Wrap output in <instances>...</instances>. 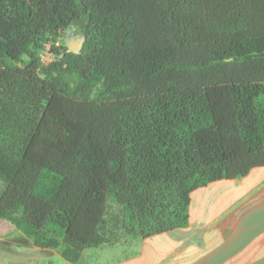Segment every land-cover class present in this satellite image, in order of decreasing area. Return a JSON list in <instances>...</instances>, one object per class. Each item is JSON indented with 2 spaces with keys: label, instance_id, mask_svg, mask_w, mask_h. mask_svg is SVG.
<instances>
[{
  "label": "trees",
  "instance_id": "1",
  "mask_svg": "<svg viewBox=\"0 0 264 264\" xmlns=\"http://www.w3.org/2000/svg\"><path fill=\"white\" fill-rule=\"evenodd\" d=\"M263 166L264 0H0V219L34 246L185 227Z\"/></svg>",
  "mask_w": 264,
  "mask_h": 264
},
{
  "label": "crops",
  "instance_id": "2",
  "mask_svg": "<svg viewBox=\"0 0 264 264\" xmlns=\"http://www.w3.org/2000/svg\"><path fill=\"white\" fill-rule=\"evenodd\" d=\"M0 264H264V166L194 190L185 227L86 248L77 262L0 219Z\"/></svg>",
  "mask_w": 264,
  "mask_h": 264
},
{
  "label": "rangeland",
  "instance_id": "3",
  "mask_svg": "<svg viewBox=\"0 0 264 264\" xmlns=\"http://www.w3.org/2000/svg\"><path fill=\"white\" fill-rule=\"evenodd\" d=\"M69 34H70L69 38H68L69 44L73 47H80V45L83 41L82 32L79 31V29L74 26L69 30ZM41 57L44 59L45 62H48V59L52 58L51 54H49V52H48V49L43 50V52L41 53ZM1 188H2V184L0 182V190H1ZM221 191H224V193H227L225 190H221ZM228 197H227V199L229 200ZM228 200H226V201L228 202ZM1 220L8 222V224H11L7 220H4V219H1ZM12 226L14 227V225H12Z\"/></svg>",
  "mask_w": 264,
  "mask_h": 264
},
{
  "label": "water",
  "instance_id": "4",
  "mask_svg": "<svg viewBox=\"0 0 264 264\" xmlns=\"http://www.w3.org/2000/svg\"><path fill=\"white\" fill-rule=\"evenodd\" d=\"M69 35H70V34H69V32H68L67 35H66L67 45L70 47V49H71L72 52H76V51L78 50L79 47H73V46H71V45L69 44V42H68Z\"/></svg>",
  "mask_w": 264,
  "mask_h": 264
},
{
  "label": "built area",
  "instance_id": "5",
  "mask_svg": "<svg viewBox=\"0 0 264 264\" xmlns=\"http://www.w3.org/2000/svg\"><path fill=\"white\" fill-rule=\"evenodd\" d=\"M50 59H51V58H50ZM50 59H48V61H50ZM42 61H43L44 63H47V62H45V61H44V59H43V58H42Z\"/></svg>",
  "mask_w": 264,
  "mask_h": 264
}]
</instances>
